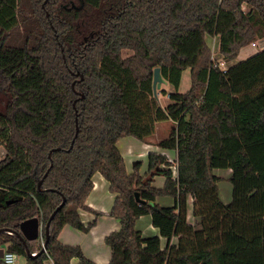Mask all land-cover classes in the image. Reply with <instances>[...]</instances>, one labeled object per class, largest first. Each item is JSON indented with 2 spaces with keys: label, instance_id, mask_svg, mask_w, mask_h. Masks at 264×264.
<instances>
[{
  "label": "trees",
  "instance_id": "1",
  "mask_svg": "<svg viewBox=\"0 0 264 264\" xmlns=\"http://www.w3.org/2000/svg\"><path fill=\"white\" fill-rule=\"evenodd\" d=\"M207 37L217 39L223 62L233 60L264 39V0H0L5 252L24 264L47 257L92 264L58 234L64 226L87 233L101 216L85 206L99 173L115 196L109 216L119 223L104 239L108 264H264V48L223 70L210 59ZM155 68L172 88L160 89L165 106L152 93ZM185 70L190 87L180 93ZM166 121L169 133L155 145L175 159L150 153L144 176L140 161L127 173L117 141L147 143ZM217 169L230 170L228 203L218 194ZM158 176L161 189L151 185ZM160 196L173 205H157ZM188 197L194 224L186 221ZM61 204L45 253L26 257L25 246L29 253L41 246H24L14 235L18 224L38 218L36 241L44 242ZM83 211L93 215L86 224ZM141 216L159 236L135 229Z\"/></svg>",
  "mask_w": 264,
  "mask_h": 264
},
{
  "label": "crops",
  "instance_id": "2",
  "mask_svg": "<svg viewBox=\"0 0 264 264\" xmlns=\"http://www.w3.org/2000/svg\"><path fill=\"white\" fill-rule=\"evenodd\" d=\"M250 47H251L250 45L244 46L239 50L238 54L239 55L242 54L244 57L252 55L254 52L250 49ZM158 124L156 125V130H155L157 134L159 130ZM160 128L165 129L164 126H161ZM161 136L162 135H160V137ZM123 138H129V137H123ZM121 139L122 138L119 139L120 141L118 140L119 142L117 141L118 146L119 143L122 141ZM157 141L158 138L152 136L147 139L146 141L147 143H142L138 141L140 144L139 148L137 146H132V143H130L126 149L127 156L131 158L136 157V160L141 162V166H142L141 159H146L147 162V156L150 153L164 154L171 160L175 159V157H173L175 156V152L171 153L169 151L160 150L155 145ZM125 170L127 171V173H130L128 169ZM146 171H147V167L146 169L143 170L140 167L139 174L141 176H144L146 174ZM214 175L219 177L220 181L222 180L228 181V178L230 176V170H225L223 174L215 173ZM164 181L165 180L163 177L160 176L154 177L152 178L151 185L156 189H161L164 185ZM220 181L217 184L220 200L223 203H228L231 200V187H230L231 185L227 187L228 192L226 196L223 197L219 190ZM92 185H93L92 190L90 191L88 197L86 198L85 206L93 212L100 213L101 216H99L95 220L94 225L89 229L87 233L78 231L70 226H64L58 234V240L63 245L78 246L81 249L84 258L87 259L92 264H108L110 260V250L105 245L104 239L109 233L119 229L118 221L113 219L111 216H109V213L114 203L115 196L110 192L108 182L99 173L94 174V176L92 177ZM156 204L162 207H169L173 205V199L170 197L160 196L156 198ZM80 217H81V221L84 224L90 222L93 219V215L85 211L80 213ZM186 221L189 224H194L195 222L194 218L192 217L191 197H188L187 199ZM134 226L135 229L140 231L142 236L144 237L159 236L158 230L151 225V219L149 216L139 217L138 219L135 220ZM176 241H177L176 238H173L171 240V244L175 245ZM160 245L162 248H164L166 245L165 240L162 238H160ZM0 249L3 248L0 247ZM77 262L78 261L74 259L71 261V264H77Z\"/></svg>",
  "mask_w": 264,
  "mask_h": 264
},
{
  "label": "rangeland",
  "instance_id": "3",
  "mask_svg": "<svg viewBox=\"0 0 264 264\" xmlns=\"http://www.w3.org/2000/svg\"><path fill=\"white\" fill-rule=\"evenodd\" d=\"M254 43H255L254 47L249 44L251 46L250 49L254 52L253 54H255L256 52H258V51H260V50H262L264 48V39L256 40V41H254ZM206 44H207V46L209 48L210 59L211 60L213 59L215 61V59L222 58L218 54V51H217L218 49H217V39L216 38L207 37L206 38ZM131 54H132V52L123 51L122 52V57H127V56H130ZM248 57L249 56L244 57L242 54L241 55L238 54L233 60H231L229 62H225V64H226L227 67H229L230 65L236 64L239 61H243V60H245ZM189 87H190V75H189V71L185 70L182 73L181 82H180L178 91L180 93H184V92H186L189 89ZM161 89H163L164 91H166L165 93H167L172 88L170 86H167V85H162ZM157 97H158V100L160 101V105L165 106V104L167 103V97L162 95L160 93V90L157 91ZM3 106H4V99H2L0 97V110H2ZM158 125H159L158 134L155 132L152 137H156L159 140V139L164 138L165 136H167V134L169 133V129L172 126V124H171V122L166 121V122H160ZM161 126H164L165 129L160 128ZM160 135H162V136L160 137ZM121 140L122 141L119 143V146H118V142L120 140L117 142V146L119 148L120 153L123 155L125 169H128L131 172L132 164H133L134 161H137V160H136L135 155H134L135 158H131V157L127 156V150L126 149H127V146H129L130 143H132V146H137L138 148H139L140 144H139V142L137 140H135L132 137L122 138ZM126 144H128V145H126ZM169 152L172 153L173 151H169ZM3 156H4V151H3L2 147L0 146V160L3 158ZM173 157H175V156H173ZM141 161H142L141 169L142 170L146 169V167H147L146 159H141ZM224 172H225V170H219V169L214 170V174L215 173L216 174H223ZM229 185H230V183L228 181H226V180L220 181L219 190H220V192H221L223 197L226 196V194L228 192V190H227L228 188L227 187H229ZM31 243H32V245L34 247V251H35L37 249V247L40 245L41 241L39 239V241H35V242H31ZM24 261H25V258L23 256H17L15 264H23Z\"/></svg>",
  "mask_w": 264,
  "mask_h": 264
},
{
  "label": "water",
  "instance_id": "4",
  "mask_svg": "<svg viewBox=\"0 0 264 264\" xmlns=\"http://www.w3.org/2000/svg\"><path fill=\"white\" fill-rule=\"evenodd\" d=\"M166 82L165 80L162 78V76L160 75V71L158 68H155L153 70V74H152V93L153 96L155 97V99L157 98V91L161 89L162 85H165ZM41 186V181L37 184V188L40 189ZM135 201L137 203H143V201L140 200L139 195L135 194ZM64 202V201H63ZM62 202V204H63ZM62 204L60 206H58L50 215L48 222L46 223V225L44 226V236H45V240L41 245V249L38 253H29L28 249L26 248L25 244L26 242H34L36 241L38 238H40L41 235V223L38 220V218L33 217L30 219H26L22 222H20L18 224L17 227V231L14 232V235L17 237V239L25 246V255L26 257H35L38 256L40 254H42L45 250V246H46V238L48 236V226H49V222L53 219V217L55 216L56 212L61 208ZM1 232V231H0ZM4 250L0 249V259L2 258Z\"/></svg>",
  "mask_w": 264,
  "mask_h": 264
},
{
  "label": "built area",
  "instance_id": "5",
  "mask_svg": "<svg viewBox=\"0 0 264 264\" xmlns=\"http://www.w3.org/2000/svg\"><path fill=\"white\" fill-rule=\"evenodd\" d=\"M251 46H255V43H251L250 44ZM214 61V60H213ZM214 65L215 66H217V67H219L220 69H223V70H225L226 68H227V66H226V64H225V62H223V60L221 59V58H219V59H215V61H214ZM166 156V155H165ZM167 157V156H166ZM168 158V157H167ZM169 159V158H168ZM169 161H172L171 159H169ZM172 171L174 172L175 171V168L174 167H172ZM174 175H175V173H174ZM40 237H41V235H40ZM42 240H41V243H40V246L42 245ZM43 253H45V250H44V252ZM16 258H17V256L14 254V253H11V252H3V255H2V258H1V260H2V263L3 264H15V261H16ZM44 264H52V262H51V260L47 257L46 258V261L44 262Z\"/></svg>",
  "mask_w": 264,
  "mask_h": 264
}]
</instances>
